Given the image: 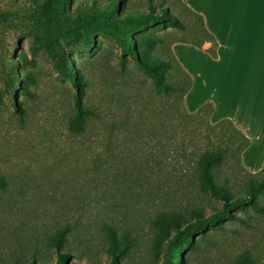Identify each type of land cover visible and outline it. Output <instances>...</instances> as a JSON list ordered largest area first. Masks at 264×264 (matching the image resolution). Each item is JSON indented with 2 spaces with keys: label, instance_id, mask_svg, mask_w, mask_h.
<instances>
[{
  "label": "rangeland",
  "instance_id": "374dc122",
  "mask_svg": "<svg viewBox=\"0 0 264 264\" xmlns=\"http://www.w3.org/2000/svg\"><path fill=\"white\" fill-rule=\"evenodd\" d=\"M111 1L120 8L105 12ZM45 2L0 0V177L6 182L0 264H30L33 255L34 264H55L50 240L62 230L66 264H109L106 227L126 246L118 264H163L158 216L190 220L221 208L197 180L201 153L228 150L213 177L232 198L248 196L260 176L242 167L231 128L222 136L209 129L218 122L212 114L189 117L195 113L185 111L180 94L157 90L123 56L134 33L120 19L153 8L182 24L183 30L160 23L140 32L157 39L150 55L168 61L164 82L173 87L188 84L179 64L187 46L211 48L205 25L185 0H68L63 11ZM231 6L241 12L240 38L259 46L264 0H232ZM63 63L81 83L83 105L94 112L81 134L68 128L76 90L59 72ZM254 202L264 209V191ZM263 239L264 212L247 205L196 235L187 264H233L244 252L258 260Z\"/></svg>",
  "mask_w": 264,
  "mask_h": 264
},
{
  "label": "trees",
  "instance_id": "16d2710c",
  "mask_svg": "<svg viewBox=\"0 0 264 264\" xmlns=\"http://www.w3.org/2000/svg\"><path fill=\"white\" fill-rule=\"evenodd\" d=\"M67 2L68 0H46L45 5L55 6L63 11ZM107 7L108 8L105 12H116L120 8V3L119 1H111L107 3ZM198 18L202 23L201 17L198 16ZM120 21L125 31L134 33V38L127 40L122 47L123 56L127 54L132 58L141 68L144 76L151 81L152 85L157 90H160L167 96L170 94H180L183 98L184 94L190 87V78L183 72L188 81L187 86L173 87L167 85L164 82V74L170 67L168 61L150 55V51L157 39L150 34L140 33L142 29L160 23H169L177 29L183 30L182 24L176 18L166 13V11L157 14L154 12L153 8H150V11L145 14H125ZM117 31H120V28H117ZM204 31L207 35L205 41H209L212 44L208 52H210L212 57H215L217 46L216 41L205 29ZM192 45L201 48L202 43H192ZM59 72L76 90V96L74 98V115L69 121L68 128L72 133L81 134L85 131L86 126L94 116V112L83 105V88L80 86L81 83L78 82L75 74L68 68L66 63L60 65ZM204 111L206 115H211V104L207 103L201 106L195 114L189 117H200L204 114ZM216 128L219 129V133L222 136H224L227 131H230V128L234 131V136L230 138V142L240 157V154L248 145V140L236 130L232 123L227 119L220 120L213 126H209L210 130ZM227 151L228 150L221 149L206 150L201 153L196 162L195 173L197 180L201 185V189L212 198L221 202L220 209L216 210L209 216L196 214L190 220H184L179 216H172L171 214L160 215L155 219L154 223L160 229V235L164 244L163 250L166 252L163 264H187V253L194 245V238L196 235L203 234L209 228L220 227L223 222L234 217L235 210L250 205L256 212H264V209L254 202L255 196L264 191V168L256 174L257 176H260V179L249 185L247 190L248 196L246 197L232 198L231 194H229L226 189L215 183L213 171L221 166ZM251 176H253V174ZM5 186L6 182L4 178L0 177V189H4ZM105 230L110 245L108 250L110 256L109 264H118L120 258L124 256L126 246L117 240L113 230L109 227H106ZM65 232L66 230L57 232L50 240V244L55 248L57 254L55 264H66L68 260L66 255L60 252L65 240ZM262 258L263 251L258 260L254 259L249 252H244L233 264H260ZM34 261L35 256L33 255L30 264H34Z\"/></svg>",
  "mask_w": 264,
  "mask_h": 264
},
{
  "label": "crops",
  "instance_id": "0c3cea01",
  "mask_svg": "<svg viewBox=\"0 0 264 264\" xmlns=\"http://www.w3.org/2000/svg\"><path fill=\"white\" fill-rule=\"evenodd\" d=\"M231 3L232 0H185L188 10L203 19L204 29L214 37L217 46L214 58L205 52L209 43L200 50L187 46L191 50L185 63L179 61L180 68L190 78L183 105L187 113L193 114L209 103L216 121L229 120L248 140L240 154L242 167L250 174H257L264 168V28H260L259 46L248 43V37L242 40L243 22L239 26L236 19L241 12L234 11ZM208 8L212 9L210 16H207ZM261 16L264 20V11ZM246 22H250L248 14ZM254 33L251 36L258 37ZM176 47H171L173 55ZM262 249L260 264H264V239Z\"/></svg>",
  "mask_w": 264,
  "mask_h": 264
}]
</instances>
